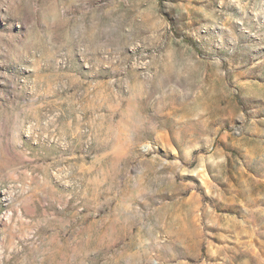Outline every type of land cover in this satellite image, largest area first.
Returning a JSON list of instances; mask_svg holds the SVG:
<instances>
[{"label":"rangeland","instance_id":"obj_1","mask_svg":"<svg viewBox=\"0 0 264 264\" xmlns=\"http://www.w3.org/2000/svg\"><path fill=\"white\" fill-rule=\"evenodd\" d=\"M0 264H264V0H0Z\"/></svg>","mask_w":264,"mask_h":264}]
</instances>
